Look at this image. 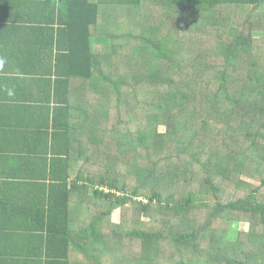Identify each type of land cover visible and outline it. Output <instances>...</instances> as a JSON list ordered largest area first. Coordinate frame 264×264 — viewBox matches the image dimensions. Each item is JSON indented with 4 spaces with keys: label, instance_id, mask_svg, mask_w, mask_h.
<instances>
[{
    "label": "trees",
    "instance_id": "obj_1",
    "mask_svg": "<svg viewBox=\"0 0 264 264\" xmlns=\"http://www.w3.org/2000/svg\"><path fill=\"white\" fill-rule=\"evenodd\" d=\"M14 6L60 26L73 181L24 232L0 221V264H264V0H0ZM233 220L249 222L235 240Z\"/></svg>",
    "mask_w": 264,
    "mask_h": 264
},
{
    "label": "crops",
    "instance_id": "obj_2",
    "mask_svg": "<svg viewBox=\"0 0 264 264\" xmlns=\"http://www.w3.org/2000/svg\"><path fill=\"white\" fill-rule=\"evenodd\" d=\"M34 12L0 9V221L20 232L36 222L31 216L52 209L61 194L56 185L73 181L59 179L65 156L56 153L60 26L47 22L49 13ZM8 208L11 219L3 214Z\"/></svg>",
    "mask_w": 264,
    "mask_h": 264
},
{
    "label": "rangeland",
    "instance_id": "obj_3",
    "mask_svg": "<svg viewBox=\"0 0 264 264\" xmlns=\"http://www.w3.org/2000/svg\"><path fill=\"white\" fill-rule=\"evenodd\" d=\"M263 33H264L263 31H257L255 35L258 37H262ZM160 130H161V132H166L165 127H161ZM93 190H95V189L91 188V191H93ZM111 219L116 224L121 222V209H120V207L112 211ZM248 230H249V222L233 220V221L228 223L227 234L231 240H235V239H237L239 233L245 232Z\"/></svg>",
    "mask_w": 264,
    "mask_h": 264
}]
</instances>
